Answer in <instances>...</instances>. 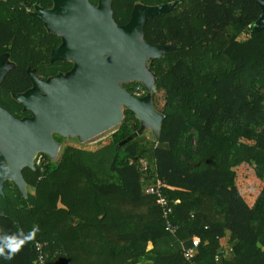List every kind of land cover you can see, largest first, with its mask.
Segmentation results:
<instances>
[{
  "label": "trees",
  "instance_id": "obj_1",
  "mask_svg": "<svg viewBox=\"0 0 264 264\" xmlns=\"http://www.w3.org/2000/svg\"><path fill=\"white\" fill-rule=\"evenodd\" d=\"M172 1L114 0V17L126 24L136 3ZM52 3L0 0V44L13 38L17 51L18 66L0 84L10 100L30 85L25 67L39 57L36 49L22 48L33 47L44 32L48 62L60 43L27 12ZM260 14L256 0H178L146 24V41L174 47L150 67L154 105L158 92L165 98L152 158L166 194L179 200L172 216L176 234L129 163L148 157V147L140 136L118 147L141 126L126 110L107 140L92 147L70 144L55 163L44 157L43 165L26 167L34 193L25 196L14 182L6 183L0 247L10 239L0 264H39L37 243L44 245L47 264H264V29H254ZM137 85L125 87L133 93ZM226 236L232 258L223 257ZM194 238L198 252L189 261L181 242ZM15 247L20 250L5 259Z\"/></svg>",
  "mask_w": 264,
  "mask_h": 264
},
{
  "label": "water",
  "instance_id": "obj_2",
  "mask_svg": "<svg viewBox=\"0 0 264 264\" xmlns=\"http://www.w3.org/2000/svg\"><path fill=\"white\" fill-rule=\"evenodd\" d=\"M261 14L254 29H264V0H256ZM114 0H53V7L37 6L35 16L48 32L62 37L51 61L74 63L67 73L40 79L30 71L33 87L14 97L32 116L20 118L0 104V196L8 181L14 182L25 196L28 183L23 170L35 169L39 154L56 158L61 144L55 136L76 137L85 143L120 126L129 110L141 126L128 142L151 130L160 138L165 115L155 108L153 92L156 75L154 59L162 58L174 47L155 45L145 40L147 22L170 12L177 1L159 5L136 3L128 23L119 25L114 18ZM15 68L8 54L0 55V84ZM141 83L144 95L133 94L125 84Z\"/></svg>",
  "mask_w": 264,
  "mask_h": 264
},
{
  "label": "built area",
  "instance_id": "obj_3",
  "mask_svg": "<svg viewBox=\"0 0 264 264\" xmlns=\"http://www.w3.org/2000/svg\"><path fill=\"white\" fill-rule=\"evenodd\" d=\"M145 87L143 84L138 83L135 87L133 94L141 97L144 95ZM156 142H158L156 140ZM158 145V143H156ZM45 162L44 154L40 153L38 158L36 159V164L43 165ZM130 165H136L142 175L143 187L144 191L148 195L156 196L162 207L163 217L165 219L168 230L172 234H176L178 230V226L174 225L172 216L174 213V205L179 203V200H172L165 192V184L164 181L161 180L156 171L157 162L156 159L150 160L148 157L141 156L137 159L131 158L129 159ZM194 245L192 247L183 248L184 256L189 260L193 261L198 252V244L199 239L194 238ZM38 250V262L39 264H47L46 257L44 254V245L42 243H37Z\"/></svg>",
  "mask_w": 264,
  "mask_h": 264
},
{
  "label": "flooded vegetation",
  "instance_id": "obj_4",
  "mask_svg": "<svg viewBox=\"0 0 264 264\" xmlns=\"http://www.w3.org/2000/svg\"><path fill=\"white\" fill-rule=\"evenodd\" d=\"M174 1H177L178 0H174ZM93 2V1H92ZM95 3V2H94ZM98 3V2H97ZM95 3V4H97ZM37 6H40V5H36L34 8H30V7H27V12L30 13L33 17L37 18L35 16V14L37 13ZM40 7H43V6H40ZM53 7V3L52 4H49L47 7H43L45 9H51ZM115 18V17H114ZM38 19V18H37ZM39 20V19H38ZM40 21V20H39ZM42 22V21H41ZM43 26H44V29L48 32L45 24L42 22ZM119 25H124V24H119ZM49 33V32H48ZM41 34L39 40L37 41V43H35L33 45V47H21L22 49H36L35 52L36 54L39 55V57L37 58V56L33 57V60L31 61L32 63H27L26 65V75H27V78H28V81H29V84L23 91L21 92H17V93H24L26 91H28L29 89H31L34 85H33V81H32V78L30 76V71L31 70H34L35 74L37 75V77H39L40 79H48L49 77H52L54 75H57L59 73H67L69 72L70 70H72V68L74 67V63L73 62H69V61H64V60H57L55 62H52L51 61V55H52V52L56 49H58L61 45H62V37L60 36H57L58 39L60 40V43L55 46L54 48L51 49V52H50V55H49V61L47 62V60L45 59V53H46V49H47V46L45 44V36L46 34L44 32L42 33H39ZM50 34V33H49ZM27 35H29V32H27ZM12 37V36H10ZM20 48V49H21ZM0 49H7V51L3 52V53H0V55H3V54H8L9 55V60L13 63H15V68L18 66V63L16 62L15 60V53L17 52L16 49L14 48V39L13 38H10L9 41L6 43V44H0ZM25 57V55H23ZM31 56H28L27 58H29ZM26 58V57H25ZM57 65H61L64 67V69H59V70H55V67ZM46 66H49V67H52V69L54 70L53 72H50L48 74H44L43 73V69L46 67ZM14 68V69H15ZM13 70V69H12ZM130 84H133V83H130ZM132 86V85H131ZM17 93H11V98L13 100H15L16 102H13L18 104V107H19V110H20V113L17 114V112H14L13 108L11 107V110L7 109L14 115L20 117V118H24V117H30L32 116V113L30 110H24V106L14 97V94H17ZM5 93L0 91V100L3 101V102H6L4 101V97H5ZM1 104V103H0ZM3 106V105H2ZM5 107V106H4ZM56 137H58L56 135Z\"/></svg>",
  "mask_w": 264,
  "mask_h": 264
},
{
  "label": "rangeland",
  "instance_id": "obj_5",
  "mask_svg": "<svg viewBox=\"0 0 264 264\" xmlns=\"http://www.w3.org/2000/svg\"><path fill=\"white\" fill-rule=\"evenodd\" d=\"M59 69H64L63 66H59L57 65L55 67V70H59ZM54 70L52 69V67H49V66H46L44 69H43V73L44 74H48L50 72H53ZM125 86V85H124ZM155 92V90H154ZM154 92H153V100H154ZM264 93V91H263ZM9 95H6L4 97V101L6 102H3L0 100V103L1 105L7 107L8 109L11 110V107L13 108L14 112H17V114L20 113V110H19V107H18V104L14 103L16 102L15 100H10V98L8 97ZM155 108L158 110V111H161L164 104H165V98H164V92H158L156 94V97H155ZM12 111V110H11ZM120 126H117L115 128H113L112 130H109L85 143H82L78 138L76 137H62V136H59L57 135L58 137L55 136L56 140L61 144V150L58 154V156L54 159V158H51L49 157L48 155L44 154V157L46 158V162L48 161L50 164H53L55 163L56 161L59 160V158L61 157V154L64 150V148L67 146V145H70V144H76V145H87L89 147H92L100 142H103L105 140H107L109 137H111V135L118 130ZM138 139L141 141V143H143L145 146H147L148 150L147 152L148 153V157H150L149 159L150 160H153V156H152V151H151V147H154L156 145V137L154 136L153 132L151 130H147L144 134H142L140 137H138ZM158 141V140H157ZM47 156L49 158H47ZM157 169V168H156ZM28 191L29 192H32L34 193L35 192V189L33 187H30L28 186ZM228 237V236H227ZM229 238V237H228Z\"/></svg>",
  "mask_w": 264,
  "mask_h": 264
},
{
  "label": "crops",
  "instance_id": "obj_6",
  "mask_svg": "<svg viewBox=\"0 0 264 264\" xmlns=\"http://www.w3.org/2000/svg\"><path fill=\"white\" fill-rule=\"evenodd\" d=\"M228 237L226 236L225 238L221 240L223 248H224L223 257L232 258L233 257L232 244H230ZM193 245H194L193 239L186 241V242H181L182 248L184 247L189 248V247H192Z\"/></svg>",
  "mask_w": 264,
  "mask_h": 264
},
{
  "label": "clouds",
  "instance_id": "obj_7",
  "mask_svg": "<svg viewBox=\"0 0 264 264\" xmlns=\"http://www.w3.org/2000/svg\"><path fill=\"white\" fill-rule=\"evenodd\" d=\"M10 239V238H5V244H4V247H7V240ZM23 239H20V244L22 245L23 244ZM4 247H0V255H3L4 254ZM20 249L19 247H15V248H10L8 250V253L5 255V259H12L13 255L18 252Z\"/></svg>",
  "mask_w": 264,
  "mask_h": 264
}]
</instances>
